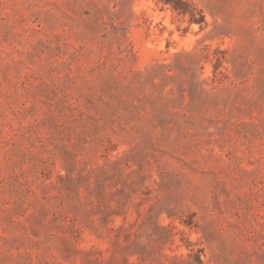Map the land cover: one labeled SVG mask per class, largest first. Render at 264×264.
Masks as SVG:
<instances>
[{
  "label": "rangeland",
  "instance_id": "obj_1",
  "mask_svg": "<svg viewBox=\"0 0 264 264\" xmlns=\"http://www.w3.org/2000/svg\"><path fill=\"white\" fill-rule=\"evenodd\" d=\"M0 0V264H264V0Z\"/></svg>",
  "mask_w": 264,
  "mask_h": 264
},
{
  "label": "trees",
  "instance_id": "obj_2",
  "mask_svg": "<svg viewBox=\"0 0 264 264\" xmlns=\"http://www.w3.org/2000/svg\"><path fill=\"white\" fill-rule=\"evenodd\" d=\"M162 4L168 5L173 11L179 15L189 16V23L206 24L205 17L201 10H197L192 4L186 0H160Z\"/></svg>",
  "mask_w": 264,
  "mask_h": 264
}]
</instances>
